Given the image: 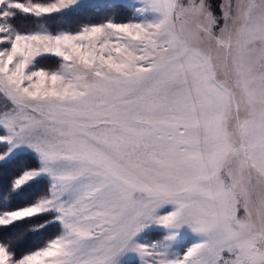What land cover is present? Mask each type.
I'll return each mask as SVG.
<instances>
[{"label":"snow or ice","instance_id":"1","mask_svg":"<svg viewBox=\"0 0 264 264\" xmlns=\"http://www.w3.org/2000/svg\"><path fill=\"white\" fill-rule=\"evenodd\" d=\"M0 264H264V0H0Z\"/></svg>","mask_w":264,"mask_h":264},{"label":"trees","instance_id":"2","mask_svg":"<svg viewBox=\"0 0 264 264\" xmlns=\"http://www.w3.org/2000/svg\"><path fill=\"white\" fill-rule=\"evenodd\" d=\"M84 22L86 23L87 21L85 20ZM79 23H80V21H78V20H69L67 26H68L69 28H76V27L79 26ZM27 26H28V27H32L33 25L29 24V25H27ZM32 242H33V240H32L31 238L26 239L25 241H22V242H21V246H26V245H28V244H30V243H32Z\"/></svg>","mask_w":264,"mask_h":264},{"label":"rangeland","instance_id":"3","mask_svg":"<svg viewBox=\"0 0 264 264\" xmlns=\"http://www.w3.org/2000/svg\"><path fill=\"white\" fill-rule=\"evenodd\" d=\"M241 213H242V209H241ZM223 255H224L225 258H228V254L227 253H225Z\"/></svg>","mask_w":264,"mask_h":264}]
</instances>
